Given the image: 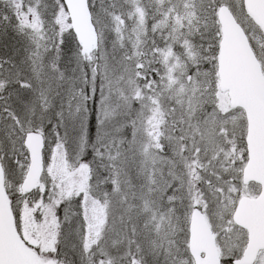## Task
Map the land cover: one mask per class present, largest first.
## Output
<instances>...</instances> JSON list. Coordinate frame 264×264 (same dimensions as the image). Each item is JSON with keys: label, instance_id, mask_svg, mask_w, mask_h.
<instances>
[{"label": "snow or ice", "instance_id": "1", "mask_svg": "<svg viewBox=\"0 0 264 264\" xmlns=\"http://www.w3.org/2000/svg\"><path fill=\"white\" fill-rule=\"evenodd\" d=\"M0 264H264V0H0Z\"/></svg>", "mask_w": 264, "mask_h": 264}]
</instances>
